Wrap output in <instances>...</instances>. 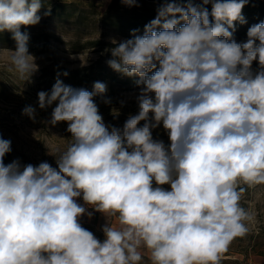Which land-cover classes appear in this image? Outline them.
<instances>
[{"label": "clouds", "instance_id": "1", "mask_svg": "<svg viewBox=\"0 0 264 264\" xmlns=\"http://www.w3.org/2000/svg\"><path fill=\"white\" fill-rule=\"evenodd\" d=\"M247 3H166L142 35L134 30L111 50L109 67L137 77L140 88L138 114L123 128L106 125L94 102L104 83L88 91L57 79L38 92L39 108L56 105L50 123L66 122L72 142L57 168L21 167L4 164L11 141L0 138V264H140L141 248L152 264H220L254 220L241 206V184L264 185V22L249 27L246 41L233 38ZM42 7L0 0V33L15 41L10 59L21 79L38 71L21 26L37 25ZM23 112L35 120V108ZM161 123L168 147L152 136ZM81 197L117 218L119 227L102 228L103 241L79 223Z\"/></svg>", "mask_w": 264, "mask_h": 264}, {"label": "rangeland", "instance_id": "2", "mask_svg": "<svg viewBox=\"0 0 264 264\" xmlns=\"http://www.w3.org/2000/svg\"><path fill=\"white\" fill-rule=\"evenodd\" d=\"M52 1L53 4L56 3V0ZM62 1L81 8L85 19L77 26L72 19L57 21L41 17L37 25L23 27L27 32L42 34L49 44L46 52L36 54L29 51L38 65V71L29 80L27 77L21 79L11 63L10 57L13 55L11 51L14 49L0 47V138L11 141V152L4 157L5 165L13 161H18L21 167L28 164L38 166L42 162H47L53 168H57L58 154L66 150L72 142L71 134L67 131L66 122H60L55 126L50 123L52 111L56 105L40 109L38 92H50L57 79H60L66 86L93 91L94 83L100 81L91 78L85 86L78 87L79 76L74 75L73 72L93 69L98 63L108 65V61L112 59L111 50L120 42L129 39L100 22L110 6L117 0ZM159 1L161 0H137V6L130 8L132 11L142 13L146 8L154 10L164 5ZM167 2L185 4L187 0H167ZM192 3L200 4L201 0H192ZM116 5L125 6L122 0ZM245 30L248 31V29ZM247 31L235 34L233 38L237 42H244L247 40ZM96 40H100L102 44L100 46L90 45ZM87 43L89 45L86 46ZM77 46L86 47L76 52L74 48ZM251 70L254 74L260 70L258 62H253ZM125 79L126 77L122 75L121 82H114L112 86L108 82H103L106 85V92L94 97V102L106 125L123 128L130 115L138 114L137 96L140 88L136 83H123ZM105 100L109 103H105ZM28 106L36 109L35 120L24 114L23 110ZM152 136L154 140L163 141L166 147L170 145L169 135L162 123L152 129ZM153 186H156L155 183ZM241 186L246 188V191L242 193L241 206L254 213V220L247 222L248 234L233 240L227 252L223 254H228V258H235L246 264H264V255L250 252L252 246L256 248L255 250H264V185L248 187L241 184ZM162 187L170 190V185L166 184ZM77 203L86 209L85 215L79 218L81 226L92 228L104 239L102 228L107 223L113 227H115L114 223L119 225L117 218L110 219L104 215L100 217V213L86 205L82 197L77 198ZM87 213H92L91 217ZM260 230H262L261 233H259ZM95 237L97 238L96 235ZM245 249L249 253L247 257L239 253ZM140 251L143 256L150 259V253L146 249L141 248Z\"/></svg>", "mask_w": 264, "mask_h": 264}, {"label": "trees", "instance_id": "3", "mask_svg": "<svg viewBox=\"0 0 264 264\" xmlns=\"http://www.w3.org/2000/svg\"><path fill=\"white\" fill-rule=\"evenodd\" d=\"M120 0H117L110 6L109 11L101 18L100 22L105 26L111 27L113 31L119 33L123 37L132 38L133 31L136 30V35H142L144 31L145 25H147L151 20H153L158 12L157 10L161 7L158 6L154 10H149L146 8L142 13H137L132 11L131 8L127 5L120 7L117 6L116 3ZM52 2V3H51ZM160 4L168 3L167 0L159 1ZM211 11V4L206 6ZM50 9V15H44L46 11ZM41 17H44L48 20H57V21H75L77 26L80 23H83L85 16L84 11L78 6H75L72 3H65L62 0H56V3L53 4L52 0H43V7L38 13ZM242 15L245 19V23H240L239 21L234 22L235 31L233 35L247 31L245 29H249V27L258 24L260 22H264V0H248V3L242 9ZM104 18V19H103ZM87 19V18H86ZM211 19V17H210ZM24 26H21L22 32H27L23 29ZM231 31V29H229ZM29 34L28 41V51H33L36 54L46 52L49 48V44L47 39L43 37L42 34H34L32 32H27ZM102 42L100 40H96L92 42L90 45L100 46ZM89 45L88 43L85 44ZM84 46V47H86ZM0 47L2 48H12L15 50V41L11 38V33L3 32L0 33ZM84 47H75L74 49L77 51H81ZM96 71V72H95ZM74 75H78L79 82L78 87L85 86L86 82L93 78L97 81L108 82L110 86L114 82H121L122 74L114 71L109 65H103L98 63L93 69L88 68L87 70L81 69L73 72ZM151 74V73H150ZM123 81V83H135L136 77H127ZM85 89V88H83ZM97 97V96H95ZM89 231H91L100 241H103L104 238L100 236L95 230L89 227H83ZM260 230L259 233H261ZM256 248L252 246L250 252H254L257 255H264V250H255ZM256 251V252H255ZM247 257L249 254L247 249L243 252H239ZM228 254H222L220 264H246L244 261H240L235 258H228ZM140 264H152L149 258L143 256Z\"/></svg>", "mask_w": 264, "mask_h": 264}, {"label": "crops", "instance_id": "4", "mask_svg": "<svg viewBox=\"0 0 264 264\" xmlns=\"http://www.w3.org/2000/svg\"><path fill=\"white\" fill-rule=\"evenodd\" d=\"M100 213V217H103V215L105 216V214H103V213H101V212H99ZM110 219H114L115 217H111V216H108ZM114 226L115 227H119V225H115V223H114Z\"/></svg>", "mask_w": 264, "mask_h": 264}]
</instances>
